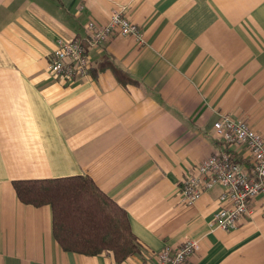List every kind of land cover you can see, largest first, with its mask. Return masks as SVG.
<instances>
[{
  "label": "crops",
  "instance_id": "1",
  "mask_svg": "<svg viewBox=\"0 0 264 264\" xmlns=\"http://www.w3.org/2000/svg\"><path fill=\"white\" fill-rule=\"evenodd\" d=\"M122 9L143 40L84 44L92 67L78 80L49 72L58 40ZM246 120L264 136V0H0V264L151 263L164 246L200 243L191 264H264V195L234 230L214 224L223 187L181 201L187 174L223 149L214 122ZM237 158L247 163L245 147ZM88 175L128 213L141 246L64 250L50 205L21 202L14 180Z\"/></svg>",
  "mask_w": 264,
  "mask_h": 264
},
{
  "label": "built area",
  "instance_id": "2",
  "mask_svg": "<svg viewBox=\"0 0 264 264\" xmlns=\"http://www.w3.org/2000/svg\"><path fill=\"white\" fill-rule=\"evenodd\" d=\"M115 35L135 36L137 40H143L140 27L124 10L116 9L107 24L89 20L84 40H58L51 53L49 72L69 81L90 75V55L82 41L91 46H101ZM214 128L223 149L207 157L187 174L181 185V201L193 204L205 191L218 185L223 187L214 224L224 230H234L243 216L250 212L249 199L264 195V136L246 120H236L229 115H221L214 122ZM241 146L247 150V163L241 162L235 154L236 148ZM199 249L197 240L186 239L178 247L164 246L154 254L151 263L141 264H191V255Z\"/></svg>",
  "mask_w": 264,
  "mask_h": 264
},
{
  "label": "trees",
  "instance_id": "3",
  "mask_svg": "<svg viewBox=\"0 0 264 264\" xmlns=\"http://www.w3.org/2000/svg\"><path fill=\"white\" fill-rule=\"evenodd\" d=\"M107 66L120 80H132L126 70L107 60L92 67L90 73ZM13 187L24 204L52 207L54 237L64 250L85 255L108 253L116 263L140 252L127 211L90 176L14 180Z\"/></svg>",
  "mask_w": 264,
  "mask_h": 264
}]
</instances>
